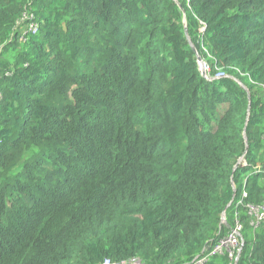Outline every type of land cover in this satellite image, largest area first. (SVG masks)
I'll return each instance as SVG.
<instances>
[{
  "label": "trees",
  "instance_id": "obj_1",
  "mask_svg": "<svg viewBox=\"0 0 264 264\" xmlns=\"http://www.w3.org/2000/svg\"><path fill=\"white\" fill-rule=\"evenodd\" d=\"M250 207L264 0H0V264H264Z\"/></svg>",
  "mask_w": 264,
  "mask_h": 264
},
{
  "label": "built area",
  "instance_id": "obj_2",
  "mask_svg": "<svg viewBox=\"0 0 264 264\" xmlns=\"http://www.w3.org/2000/svg\"><path fill=\"white\" fill-rule=\"evenodd\" d=\"M263 211V207H260V209L250 207V213H254L257 219L256 227L258 226L259 221L262 220L264 217ZM241 231L242 224L239 221L238 216H236L235 225L230 230L229 234L216 244L209 256H219L223 255L224 253H227L231 262L230 264H232L233 259L235 257V253H237L240 248ZM207 260L208 257H203L199 261H197V264H203ZM104 264H108V262L106 261L104 262Z\"/></svg>",
  "mask_w": 264,
  "mask_h": 264
},
{
  "label": "water",
  "instance_id": "obj_3",
  "mask_svg": "<svg viewBox=\"0 0 264 264\" xmlns=\"http://www.w3.org/2000/svg\"><path fill=\"white\" fill-rule=\"evenodd\" d=\"M184 30H185V35H186V37H187L186 28H185ZM188 42H189V44H190V47H191L192 51H193V52L195 53V55H196V58H197V62H198V64L200 65V73H201L202 77H205V78H206V74H205V70H204V64H203V62L201 61V59L198 57V55L196 54V51H195L194 46L191 44L190 41H188ZM221 223L224 224L226 227H228V225H227V223H226V220H225V218H224V215H222ZM240 249H241V248H240ZM239 251H240V250H239Z\"/></svg>",
  "mask_w": 264,
  "mask_h": 264
}]
</instances>
